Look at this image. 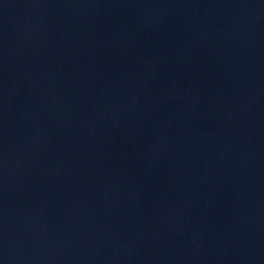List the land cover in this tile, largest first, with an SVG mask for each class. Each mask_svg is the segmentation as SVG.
<instances>
[{"label": "water", "instance_id": "95a60500", "mask_svg": "<svg viewBox=\"0 0 264 264\" xmlns=\"http://www.w3.org/2000/svg\"><path fill=\"white\" fill-rule=\"evenodd\" d=\"M0 264H264V0H0Z\"/></svg>", "mask_w": 264, "mask_h": 264}]
</instances>
